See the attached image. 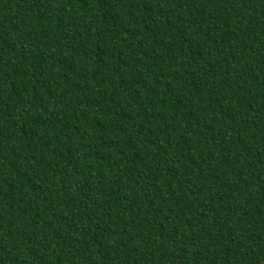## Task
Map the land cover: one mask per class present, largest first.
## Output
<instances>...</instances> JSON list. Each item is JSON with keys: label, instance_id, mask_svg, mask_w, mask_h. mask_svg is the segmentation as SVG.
I'll return each instance as SVG.
<instances>
[{"label": "trees", "instance_id": "obj_1", "mask_svg": "<svg viewBox=\"0 0 264 264\" xmlns=\"http://www.w3.org/2000/svg\"><path fill=\"white\" fill-rule=\"evenodd\" d=\"M0 264H264V0H0Z\"/></svg>", "mask_w": 264, "mask_h": 264}]
</instances>
